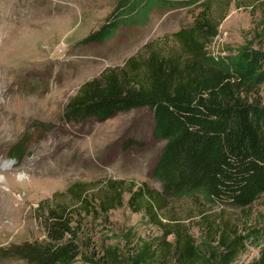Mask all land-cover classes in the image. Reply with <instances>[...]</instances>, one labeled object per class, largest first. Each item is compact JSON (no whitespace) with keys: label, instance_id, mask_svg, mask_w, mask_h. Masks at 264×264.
<instances>
[{"label":"rangeland","instance_id":"374dc122","mask_svg":"<svg viewBox=\"0 0 264 264\" xmlns=\"http://www.w3.org/2000/svg\"><path fill=\"white\" fill-rule=\"evenodd\" d=\"M122 1L0 0V264H30L6 250L43 242V215L60 207L68 209L79 245L69 264H133L142 243L161 241L169 252L157 264H186L178 259L186 244L208 263L228 252L226 243L230 264L257 258L264 245V193L243 208L202 189L159 196L162 184L152 170L164 141L153 135L148 107L104 121L69 122L62 114L81 84L106 68L124 67L131 56L142 62L158 53L182 69L188 56L174 33L190 27L203 9L220 21L203 64L234 74L258 53L250 75L239 81L249 99L264 98V0H126V7ZM113 13L116 26L102 41H83ZM135 73L143 78L145 68L140 64ZM21 142L23 153L13 154ZM111 182H121V204L109 201L104 211L103 199L115 191ZM140 187L144 194L130 203Z\"/></svg>","mask_w":264,"mask_h":264},{"label":"trees","instance_id":"16d2710c","mask_svg":"<svg viewBox=\"0 0 264 264\" xmlns=\"http://www.w3.org/2000/svg\"><path fill=\"white\" fill-rule=\"evenodd\" d=\"M126 2L123 0V5ZM204 4L206 8L207 3ZM116 15H110L106 25L83 41H102L116 26ZM219 22L203 9L190 27L174 33L188 56L182 69H178V60L173 62L158 53L141 59L142 62L131 56L124 67L106 68L81 84L67 102L62 119L104 121L118 112L148 107L153 113V135L164 141L152 170L162 184L159 196L170 198L202 189L215 201L243 208L264 193V98L249 99L239 81L250 75L258 53L248 61L244 72L228 74L203 64L208 59L206 47L217 35ZM140 64L145 68L143 78L135 73ZM178 74L183 79L177 78ZM235 76L238 79L232 81ZM131 142L126 141L124 146ZM23 148L22 142L16 144L12 153L20 156ZM120 183L111 182L115 191L110 200L103 199L104 211L109 209V201L121 204L122 191L117 188ZM141 194H144L142 187L132 191L130 203ZM148 195L150 198L151 193ZM79 203L86 207L89 200L80 198ZM42 221L46 238L43 242L25 241L11 246L6 253L30 264H69L79 253V245L68 209H46ZM220 243H225L224 236ZM163 245L162 241L153 247L149 242L142 243L132 263L163 262L169 252H163ZM225 245L228 252L209 263L208 257L202 256L192 244L185 245L178 259L186 264H230L231 246ZM158 247L160 253L156 254ZM244 264H264V245L257 258Z\"/></svg>","mask_w":264,"mask_h":264}]
</instances>
